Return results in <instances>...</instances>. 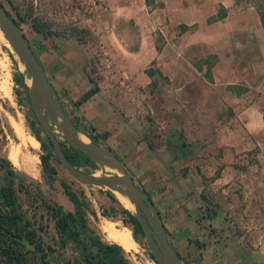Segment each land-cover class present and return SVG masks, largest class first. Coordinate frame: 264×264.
I'll return each instance as SVG.
<instances>
[{
  "label": "crops",
  "instance_id": "0c3cea01",
  "mask_svg": "<svg viewBox=\"0 0 264 264\" xmlns=\"http://www.w3.org/2000/svg\"><path fill=\"white\" fill-rule=\"evenodd\" d=\"M106 1L116 9L117 16L138 25V46L127 52L129 61L134 62L133 68L121 71L128 77V83L143 89V95H132L136 103L133 108L129 102L133 97L117 94L112 76L105 77L97 83L98 89L81 103L82 114L92 133H107L102 140L104 144L115 153L132 155L129 162L133 169L137 166V171L130 175L138 177L142 190L151 197L172 246L192 245L185 244L178 235L190 231L194 233L193 239L201 241L207 238L209 229L216 232L225 225L217 208L210 210L214 211L212 217H205L211 207H206L200 197L199 178L189 170L187 173L170 171L171 164L187 166V162L171 160V157L175 153L185 159L192 154L193 147L194 150L264 147V89L260 84L262 93L253 94L255 78L261 75L264 79V44L256 47L255 27L264 28V25L251 3L238 0ZM237 3L243 10H239ZM147 9L150 11L146 12ZM164 20L172 29L176 45L158 52L152 25ZM114 21L115 17L111 19ZM259 36L261 40L264 34ZM66 46L65 42L56 41L55 45H47L44 61L37 58L52 86L58 83L75 100L92 84L86 76L83 52L77 55L74 51L77 46L74 49ZM158 77L165 80V85L149 112L163 137L155 145L160 159L152 157L143 138L147 125L142 119L144 87ZM138 104H142L141 108ZM209 162L205 165L208 170L218 164L220 168L219 175L210 184L226 182L223 176L230 166L223 165L222 157ZM209 238L214 240L212 235ZM194 260L190 262L200 264L202 259Z\"/></svg>",
  "mask_w": 264,
  "mask_h": 264
},
{
  "label": "rangeland",
  "instance_id": "374dc122",
  "mask_svg": "<svg viewBox=\"0 0 264 264\" xmlns=\"http://www.w3.org/2000/svg\"><path fill=\"white\" fill-rule=\"evenodd\" d=\"M256 1L264 2V0ZM1 2L11 16L18 20L32 50L43 61L45 60L43 53L47 45H55L56 41L65 42L66 47L72 49L77 46V50L74 51L77 55L83 52L82 57L84 56L85 59L84 66L86 67L87 78L91 75L96 78L97 84L105 77L112 76L114 90L117 94L126 97L135 94L143 95L141 92L143 89L140 86L131 84V82L128 83V77L123 80V71H121L123 69L128 71L133 68L134 62L129 61L127 52L135 50L138 46V25L132 20L117 16L119 14L116 13V9L110 7L106 0H1ZM238 4L239 10H243ZM149 11L147 9L146 12ZM251 11L254 13L253 9ZM113 17H115V21L111 22ZM33 22L46 27L49 33L43 35L35 31L32 26ZM73 30L81 31V39L73 34ZM152 34L158 52L171 49L176 45L173 42L172 29L165 20L152 25ZM255 34L258 38L256 47L264 44V36L259 40V34H264V28L257 25ZM106 64L108 65L106 66ZM0 66V159L2 161L3 159L7 160L13 170L19 171L24 176L23 182L26 186L24 189L19 188L17 190L21 207L35 226L40 224L44 227V240L52 245L49 241V235L55 236V233L51 220L46 217L42 209L40 200L56 203L63 210H73L72 202L64 193L62 185L64 182L73 192H82L89 206L95 211V217L87 214L88 225L96 231L102 240L107 241L106 232L103 230L105 226L111 227L114 232L125 229L133 242L130 248H123L128 263L155 264L148 255L149 249L146 238L142 237L141 242L135 241L132 237L131 226L123 224L121 219L124 215L120 209L123 207L130 208V206L129 203H124L117 197L116 190H109L116 199L113 202L106 194L107 188L84 185L74 181L58 163L52 150L49 151L48 161L54 168V174L52 181L46 182L40 162V155L44 154L45 150L41 148L39 142L36 149L32 148L29 141L31 137L35 138V134L44 140V132L33 116L30 100H19L17 92L20 90V86L13 81V75L19 72L23 83L30 87L29 72L25 70L23 63L7 44L2 33H0ZM255 79L253 94L259 95L262 93L260 88L264 89V79H261V75ZM121 80H123V85L120 83ZM164 85L165 80L158 77L156 81H151L144 87L142 119L147 125L144 131L147 130L145 132L147 137L156 146L160 144L163 137H160L161 133L150 115L149 108H153L154 103L158 102L159 92ZM54 89L70 120L78 121L81 127L92 132L87 127L84 113L82 114L80 108L81 104L74 105L78 98L72 99L67 92L68 90L58 87V83ZM150 99L154 100L151 101ZM129 102L132 103L133 108L136 107L134 97ZM141 105L138 104V107L141 108ZM133 114L135 115V113ZM139 127L138 124V129ZM53 131L60 144L67 145L68 142L59 133L60 131L54 130V128ZM79 133L83 134L80 131ZM85 137L89 139L87 136ZM102 140L104 139L97 143L113 152L129 174L137 171V166L135 165L133 169V164L129 162V156H132L130 153H124V155L121 154L122 152L115 153ZM157 148L149 149L153 158L160 159L158 155L160 151ZM194 148L191 150L192 154L185 159H181L173 153L171 160L187 162V166H184L185 164H171L169 170L186 173L189 170L192 175L198 177L202 185L201 192L210 199L209 206L211 209L208 213H214L210 210L217 208L225 226L224 228L220 227L216 232L213 231L214 229H209L207 238L201 241L193 239V232L180 233L178 236L182 238L183 242L192 245L179 246L175 241L176 252L187 259L190 264H193L190 261L199 258L202 259L199 260L200 264H264V147H216V149L198 147L195 150ZM117 154L124 158L123 161ZM13 155L19 159H17L19 164L28 163V157H37L35 162L38 170L37 175L32 176L17 164L12 163L11 157ZM169 156H171L170 153ZM218 157L223 158V165L230 167L223 176L226 182H218V185H213L210 182L219 175V164L211 171L205 165L211 163L209 160L212 161L213 158ZM79 168L91 173L95 171H99L100 174L114 173L112 168L107 165L103 168L97 165L95 169H91L88 165H82ZM2 172L0 167V175ZM132 178L135 184L143 189L138 177L135 175ZM102 210L107 213V216L102 214ZM129 211L133 212V210ZM209 235L214 237L213 241ZM214 248L217 251H214ZM69 254H71V250L66 247L64 255L68 256Z\"/></svg>",
  "mask_w": 264,
  "mask_h": 264
},
{
  "label": "trees",
  "instance_id": "16d2710c",
  "mask_svg": "<svg viewBox=\"0 0 264 264\" xmlns=\"http://www.w3.org/2000/svg\"><path fill=\"white\" fill-rule=\"evenodd\" d=\"M238 1L251 3L257 12L260 23L264 25V2ZM19 20L21 19L19 18ZM15 22L20 27L18 20L15 19ZM32 26L35 31L43 35L49 33L46 27L36 22H33ZM73 32L78 39H81L80 30H73ZM149 72L150 70H147V73ZM88 79L92 86L74 102L75 106L87 100L98 89L96 78L89 75ZM13 81L20 86V90L17 92L19 100H28L26 85L19 72L13 75ZM33 116L35 117L34 113ZM72 122L77 130L94 142H99L107 136L106 132L96 135L81 127L78 121L72 120ZM44 136L43 140L38 134L34 135L41 148L45 150V153L40 155V162L42 174L46 182H50L53 179L54 168L49 164L48 158L49 151L54 152V150L46 134ZM144 138L148 147L153 149L155 145L149 140L146 133ZM61 146L65 157L73 165L77 167L88 165L91 169L97 168L95 162L82 150L70 143ZM0 167L3 170L0 175V264H129L125 258L124 249L119 244L102 240L96 231L88 225L87 214L95 217V211L89 206L82 192H73L64 182H62L64 193L72 202L73 210H63L56 203L40 200L42 209L46 217L51 220L55 233V236L49 235V241L52 244L50 245L43 238L44 227L40 224L35 226L21 207L17 190L24 189L26 186L23 182L24 176L19 171L13 170L5 159L0 162ZM106 194L111 201H116L113 194L107 189ZM146 194L149 195L147 192ZM200 197L206 202V207L210 205V201L202 192ZM129 210V207L120 209L124 215L121 220L123 224L131 226L133 239L141 242V238L145 237L144 233L136 217ZM101 212L107 216L106 212L103 210ZM213 214V212H205V217L210 218ZM66 247L71 250V254L68 256L64 255ZM148 255L157 264L150 252ZM180 258L185 264H190L184 257L180 256Z\"/></svg>",
  "mask_w": 264,
  "mask_h": 264
},
{
  "label": "water",
  "instance_id": "95a60500",
  "mask_svg": "<svg viewBox=\"0 0 264 264\" xmlns=\"http://www.w3.org/2000/svg\"><path fill=\"white\" fill-rule=\"evenodd\" d=\"M0 31L7 44L23 63L25 70L29 72L31 85L30 87L26 85V89L31 108L54 149L58 163L78 183L102 186L110 191L116 190L127 197L133 205L132 214L142 228L149 252L157 264H179L180 262L185 264L170 243L160 214L151 197L135 184L132 176L116 155L90 139L84 143L77 139L75 135L79 131L64 112L60 98L48 80L42 64L1 0ZM56 119H59L61 135L68 143L86 153L96 165L102 162L114 169L116 173L100 174L96 177L91 172H86L73 165L65 157L62 146L53 133ZM0 162H2L1 159Z\"/></svg>",
  "mask_w": 264,
  "mask_h": 264
},
{
  "label": "bare ground",
  "instance_id": "6f19581e",
  "mask_svg": "<svg viewBox=\"0 0 264 264\" xmlns=\"http://www.w3.org/2000/svg\"><path fill=\"white\" fill-rule=\"evenodd\" d=\"M0 33H1V31H0ZM53 128H54V130L55 129L59 130L60 131L59 133L61 134V125H60L59 119H56V121H55V123L53 125ZM75 136L77 137V139L81 143H84V142H87L88 141V139L83 134H81V133H77ZM29 141H30V145L32 146V148L36 149L37 146H38V141L35 138H33V137H31ZM11 158L13 159V162L12 163H14L15 165L17 164L19 167H21L26 172H28V174H31L32 176L37 175L38 170H37V167H36V164H35L36 160L38 159L37 157H36L37 159L34 158V157H28L27 158L28 163L26 162V163H21V164H19L17 162L19 159L18 158H17L18 160L16 159V155H13ZM98 164H99V166L101 168H103V167L106 166V164H104L102 162H99ZM112 171L114 173H116V171L114 169H112ZM117 173L119 174V172H117ZM92 174L94 176H96V177L97 176H100V172L99 171H95ZM115 194L117 195V197L122 202L129 203L130 210H133L132 203L127 199V197L124 194L119 193V192H116ZM103 230L106 232L105 238H106V240L108 242L117 243V244H119L124 249H128V248H130L133 245V242L130 239V237L128 236V234L126 233L125 229L124 230L121 229L118 232H114V230L111 227L105 226L103 228ZM179 264H183V263L180 262Z\"/></svg>",
  "mask_w": 264,
  "mask_h": 264
},
{
  "label": "built area",
  "instance_id": "2783aa9c",
  "mask_svg": "<svg viewBox=\"0 0 264 264\" xmlns=\"http://www.w3.org/2000/svg\"><path fill=\"white\" fill-rule=\"evenodd\" d=\"M108 64H106V66H107ZM122 78H123V80H126V77L122 74ZM122 85H123V83L122 82H120Z\"/></svg>",
  "mask_w": 264,
  "mask_h": 264
},
{
  "label": "flooded vegetation",
  "instance_id": "af4514ba",
  "mask_svg": "<svg viewBox=\"0 0 264 264\" xmlns=\"http://www.w3.org/2000/svg\"><path fill=\"white\" fill-rule=\"evenodd\" d=\"M37 119V118H36ZM38 121V120H37ZM38 124L40 125V123L38 122ZM40 127H41V125H40ZM41 129H42V127H41ZM43 130V129H42ZM44 132V131H43ZM44 135H45V133H44ZM53 148V147H52ZM54 150V149H53ZM55 155V154H54Z\"/></svg>",
  "mask_w": 264,
  "mask_h": 264
}]
</instances>
